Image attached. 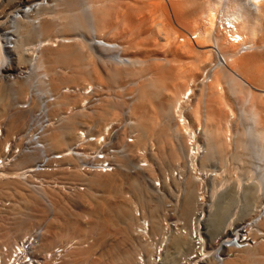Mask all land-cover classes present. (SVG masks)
<instances>
[{
	"label": "bare ground",
	"instance_id": "bare-ground-1",
	"mask_svg": "<svg viewBox=\"0 0 264 264\" xmlns=\"http://www.w3.org/2000/svg\"><path fill=\"white\" fill-rule=\"evenodd\" d=\"M26 1L23 4H19L18 8L21 7L20 9L12 10L8 14V18L12 19L10 27H6L5 32L1 34L5 40L3 39L2 41L4 42L0 43V73L7 72V68L3 66L12 56H16L12 60L13 62L15 61L17 66H23L24 62L27 61L25 60L26 53H24L23 44L37 39L36 42L38 44L30 48V50H33L31 55L38 53L35 60H33L36 61L35 68H44L47 74H51L47 86L49 85L54 92L53 94L58 98L55 105L51 104L49 115L51 117L55 113L57 114L59 109L61 113L62 111L66 112H63L65 114L64 118L60 114V117L58 114L55 115V118H60V124L62 123L63 125L59 126L57 124V126L54 124L46 130L43 136L46 146L56 149L55 151L64 150L72 145L81 128H85L84 126L98 130L99 133L96 136L103 134L104 129L111 122L120 119L117 107L115 108V106L111 105L112 100L109 101L108 96L103 99V95L107 94L104 92L106 88V86L104 88L105 81L115 83L117 79L130 78L132 80V78L138 79L139 77L141 80L138 81L135 90L137 91L136 96L133 94L135 98L133 97V104L129 111L131 114L128 115L136 124L134 123L130 130L127 131L126 129L123 132L121 143L118 146L122 147V149L118 151L117 158L113 159L114 166H120V170L113 174H97L87 177L77 172H68L70 177L84 181L88 186V190L86 192L79 191L76 198L85 205H89L88 207L90 208L82 212L81 215L82 217L90 216L91 220L89 219L90 221L87 220L88 222L84 223L77 218L79 216L74 218V215L68 211L62 217V220H60V216H56L57 218L53 216L54 218L47 221V224L43 225L44 227H38L37 230L35 229L36 231L33 229L31 232L33 226L32 215H29V220L24 222L25 220L21 218L22 216L19 217L22 212H18L19 215L14 212L16 219L21 218L20 222L15 220L19 223L16 226L19 231V238H17L16 243L26 238L34 239L32 243L34 259L40 262L45 260L47 264H86L89 258L91 260L89 261L90 264H180L179 258L188 249L189 240L181 235H173L170 238H166L165 224H163V232L153 236L160 229L158 228V225L160 227V220H158L157 216L159 205L152 197L145 195L149 201L150 212L153 217L150 218L152 228L150 224V226L148 225V230H146V234L149 235L147 239L145 238V228H141L138 221L137 225H135L128 203L126 201L111 202L108 196H111V191L114 190L115 192V190H118L127 180L136 198L144 199L142 201H145L144 194L147 191L145 185L139 181L138 176H124L123 170L125 167L130 168L131 165L138 167V169L147 168L149 164H146V161H149L148 151L150 150L148 142L150 143L151 141V149L154 147L153 141L158 145V151L150 150L151 152L153 151L150 156L159 164V167H163L166 162L174 166L175 164H183L182 168L176 165L178 168L172 173V179L170 178L178 186L183 185L182 215L189 214L193 204L191 195L200 190L199 187L201 188L202 184L198 181L200 177H197L198 172L204 176V172L206 173V170L211 165L216 167L215 169L213 167V173H215L212 176L213 179L210 178L214 183H212L214 189L210 195L213 200L215 194L219 191L216 188L218 184L215 182L222 181V178H220L222 172L218 173V170L222 166L225 170L224 163L227 161V158H225L227 154L232 158L230 161L239 164L240 170L242 169L249 173L250 169L253 168V161L250 160L253 146L243 141V139L246 140L245 136L243 137L242 135L243 133L236 132L238 135L235 138V136L229 135L230 130L228 131L227 129L231 125V120H234L233 118L236 116L233 113L234 108L232 106V99L236 95L246 97V105L239 107L242 111L240 113H243L245 118L246 115L250 117H248L250 123L247 121L249 123L247 126L249 127L245 128L247 131L243 128L244 135L248 132L253 134L252 139L257 140L259 142L258 146L262 148V152L259 155L261 158L257 161L260 166L256 168H259L260 179L264 182V0H237V2L235 0H52L54 2L53 9L52 6H49L50 8L46 7L47 9L41 8L39 4L42 0H40V3H34V0L31 2ZM84 3L86 5L83 6L89 10L86 14H83L85 12L83 11L84 8L82 12L80 11ZM15 6V0H1L0 16L7 8H14ZM37 6L38 9H36ZM49 9L52 10L50 11ZM18 11H21L30 21L24 18L27 20H23L18 24L16 20L21 18L16 17ZM29 12H34L31 18L29 17L31 15L28 16ZM1 19H5V16L0 17ZM9 22L10 20L7 21V19L0 21V31H2L1 27ZM89 23L91 28L88 27L90 26ZM20 24H23V26H20ZM86 29L87 31L89 30L88 32L86 31L88 33L86 34L92 37L94 45L102 46L103 51L107 53L106 55L114 53V58L112 56L110 58L115 59L117 64L129 66L118 67L113 65L115 67L112 69H104L107 75L104 80L102 71L97 68L96 63L94 64L95 61H91V53L85 50V42L74 39L66 40V38L59 40L62 35H73L78 30L85 31ZM135 30H137L138 34L135 33ZM13 34L18 35L19 40H21V43H17L18 48H15L17 55L11 53V47H9L12 40L9 37ZM129 36L130 39L132 36L136 37L135 42L130 44V47L133 50L134 48L136 51L138 50L140 52L138 54L143 53V57H145V54L147 58L151 55L156 56L155 58L152 57L153 61L151 63H144V59H140L142 56H136V53L134 54L135 56H132L134 52H132L131 48L130 53L128 52L129 49L127 48L130 42L127 38ZM91 44L89 45L91 46ZM170 52L179 60V64L174 60V62L171 61L170 63L166 60V63H164L165 61H158L160 60L158 57L160 54L166 53L165 55H167ZM169 59L167 58L168 61ZM183 59L185 62L181 65L180 61H183ZM115 61L111 60L110 62ZM89 66L90 68H88ZM58 67H69V69L71 67V70L69 72L57 71ZM147 75L148 77H146ZM28 82L29 80L23 81L17 87L18 91H14L12 88L14 93L26 94L25 92L28 91L29 86ZM67 86L73 89L80 88L81 91L77 94L62 92L64 87ZM88 87H91L94 92L92 91L86 95L84 92ZM50 89L49 92H51ZM6 91L4 90V93L0 89V116L2 117H4L3 115H8L10 110L8 102L3 103V106L1 105L2 96H6ZM95 94H98L97 96L101 98L94 102ZM9 96L11 95L9 94ZM90 99L93 100L91 101ZM88 100V104H92L91 111L85 109L88 107H84ZM201 100L205 107L201 106ZM201 107L205 108L207 112L206 120L203 122H201V119H205L203 116H200L201 119L199 120V114L203 112L199 113L202 110ZM67 111L70 113H67ZM8 116L5 118L9 119V129L14 125H19L25 119L21 113L17 115V113L13 112L11 116ZM205 121L209 122V126ZM229 136L230 139H228ZM128 137L134 138V140L127 142L126 138ZM232 137L235 139L231 143ZM191 141L193 143L189 145ZM249 142L251 141L249 140ZM191 145L195 147L191 149L189 147ZM145 149L146 153H142ZM188 149L190 151L194 150V154L197 152V157H191ZM139 151L141 152L139 153ZM27 157H23L18 164H22L24 160L29 159ZM134 157L138 159L133 160ZM135 160H139L140 163L136 165L130 163ZM206 166L209 167L207 168ZM150 169L152 170V168ZM176 171L180 173V176L177 174V177H175L174 173ZM201 174L198 175L202 176ZM124 180L125 182L123 183ZM227 184L229 183L227 182ZM235 184L239 187L241 185L238 182ZM260 184L258 187H249V189H252L251 197L257 203L256 207L259 208L261 206L260 211L258 210L259 212L255 216L257 222L255 225L256 230H250L248 227L246 231L248 232L246 234L247 239L253 240L255 245L252 247L247 246L245 249L238 251L233 257L229 258L226 264H264V185ZM0 185L4 186V188L12 189L13 192L18 194V199L13 202L12 209L5 205L9 209L14 211L22 203L27 204L30 209H39L41 190L31 189L26 182L11 174L1 175ZM219 185H221V182ZM204 188L202 186V189ZM94 189L105 190L110 195L106 198L95 199L91 193ZM92 200H94V203H92ZM16 202L17 204H14ZM200 204L196 210L201 207ZM212 204H209V211L205 210L206 205L204 209L202 207L201 209L204 210V213H207L205 214V226L212 225L210 230L215 235L221 231L216 239L231 237L233 236L231 235L232 232L234 233L241 225H246L245 222L241 223L240 219L235 216H233L235 218L230 217L231 219L225 221L224 205L223 207L221 206L222 209L220 208L214 213V204ZM60 207L56 211L62 216L64 215L62 211L64 207L62 208V205ZM20 209V211H23L22 207ZM194 215L195 212L193 217ZM161 221L163 222V220ZM112 227H115L114 229H117L116 231L121 235L123 246L119 244V246H116L117 243L121 244L118 239L117 243H109L107 247L102 248L104 251L97 256L95 253L99 244H101L99 241L102 240L103 236L110 235ZM96 233L101 236L96 240L98 243L95 241L97 244L94 242L92 244L84 239V236L88 234L96 235ZM7 234L9 233L5 231L1 233L2 237H5L2 238L4 240L0 238V244L5 239H8L9 242L12 240L9 239L10 236ZM207 236L209 235L207 234ZM76 237H80L78 241H74ZM158 237H162L161 244H167L165 254L161 257V262H157L155 258V241ZM65 239H68L70 244H67L68 242H64L65 244L61 243ZM14 243L6 244V246L13 249ZM60 243L65 246L63 256L60 261H53L49 256H53L56 247L58 248ZM1 245L0 261L3 258V246ZM140 247L144 248L139 249L140 253L136 254V249ZM103 255L111 256V258L107 257L109 262L103 261Z\"/></svg>",
	"mask_w": 264,
	"mask_h": 264
},
{
	"label": "rangeland",
	"instance_id": "rangeland-1",
	"mask_svg": "<svg viewBox=\"0 0 264 264\" xmlns=\"http://www.w3.org/2000/svg\"><path fill=\"white\" fill-rule=\"evenodd\" d=\"M1 1V0H0ZM16 1V6L14 7V8H7L4 12H3V14L0 16V17H4L5 16V19H1L0 21H3V20H6L7 19V21L8 20H10V22L8 23V24H6V25H4L3 27H1V29H2V31H0V38H1V40H0V43H3L4 41H2L4 38H3V36H1V34H2V32H5V28L6 27H10V25H11V19L12 18H8V14L9 13H11V11L12 10H17V8H18V6H19V4H23V2L24 1H26V0H15ZM31 1H33V0H28V1H26V2H31ZM43 1V0H42ZM41 1V2H42ZM52 0H44L43 2H44V6H43V8H45V9H47L49 6L51 7L52 6V9H53V4H54V2L52 3L51 2ZM236 2H237V0H235ZM34 3H40V0H37V2H35V0H34ZM34 3H32V4H34ZM47 5V6H46ZM85 6L86 4L84 3V4H82V6ZM81 7L79 10L82 12V10H83V8H84V10L83 11H85V12H83V14L85 13L86 14V12L88 13L89 12V10L87 9V7ZM222 6V5H221ZM47 7V8H46ZM49 7V8H50ZM21 7H19L18 9H20ZM51 9V10H52ZM44 10V9H43ZM50 10V9H49ZM50 10V11H51ZM18 12H20V11H18ZM34 13V12H33ZM33 13H31V12H29V14H28V16L29 15H31V16H29L30 18L33 16ZM41 13H43V12H41ZM6 14H7V17H6ZM13 14V13H12ZM17 14V13H16ZM21 14H22V12H21ZM26 15V14H25ZM22 16H24L23 14L22 15H18V18H20V19H17L16 20V22L18 21V24H19V22L21 23L23 20L24 21H26L28 18L27 17H23L22 18ZM17 17V16H16ZM24 18H27V19H24ZM16 19V18H15ZM28 21H30V19H28ZM13 22V21H12ZM25 25H26V23H25ZM28 25V24H27ZM89 25L90 26H88V27H90L91 28V24L89 23ZM20 26H23V24L21 25L20 24ZM89 28V29H90ZM87 29L84 31H81V30H78V31H76L77 32V34H76V32L75 33H73V35H62V37L60 36L59 37V40H62V39H64V38H66V40H69V39H71V40H79V41H83V42H85V50L86 51H88V52H90L91 53V61L92 62H94V64L97 66V68L100 70V71H102L101 73H103V77H104V80H105V77L107 76L105 73V70L104 69H107L108 70V68L109 69H112V68H114L115 66H113V65H116V66H118V67H121V66H123V67H128L127 65H124V64H117L116 63V61H115V59H113L114 58V53H112V55H106L107 53H105L104 51H103V48H102V46H98L97 44H93V39H92V37H90V35H88L87 36V32L89 31H87ZM137 30H135V33L136 34H138V32H136ZM139 31V30H138ZM83 32H85V33H83ZM140 32V31H139ZM82 33H83V35H82ZM87 33V34H86ZM141 33V32H140ZM85 34V35H84ZM81 35V36H80ZM78 36V37H77ZM90 37V38H89ZM10 39L12 38V40L10 41V43H12L11 45H9V46H11V48H10V50H11V53H15V55H17V52H15V48L17 49L18 48V44H19V42L21 41V40H19L20 38H19V36L18 35H16V34H13L11 37H9ZM61 38V39H60ZM68 38V39H67ZM88 38V39H87ZM133 38V39H132ZM135 38L136 37H131V39H130V36H129V38H127V39H129V44H128V48L127 49H129V53H130V48L133 50V48L132 47H130L131 45L130 44H132L133 42H135ZM5 40V39H4ZM36 40L37 39H34V40H31V42H27V43H25V44H23V46H24V50H25V52L24 53H26V55H25V60H27V61H25L24 62V64H23V66L22 65H20V66H17V64H15V61L13 62V60H14V58L16 57H14V56H12V57H10L8 60H7V62H5L4 63V68H7V72H1L0 73V89H2V91L4 92V90L6 91V96H2V99H1V101H2V106H3V103H9V113H8V115L9 116H11V114H13V112L16 114L17 113V115L18 114H20L21 113V115L23 116V118L25 117V119H23L22 120V123H20L19 125H14V126H16V127H12V128H14L13 130H12V128L11 129H9L8 128V124H9V119L7 120V118H5V117H7L8 115H3L4 117H2V116H0L1 118H0V128H2L3 129V135H5L7 138L6 139H8V138H12V136H15V135H17V134H20V133H23L24 132V130L28 127V125H29V123H30V121H31V118L35 115V114H37V112L38 111H40V107L42 106V100H43V98L45 97H49V96H55V94H53L54 92L50 89V87H49V85L47 86V82L49 81L48 79H50V76H51V74L49 75V74H47L46 73V71H45V69L44 68H42V69H37V68H35V65H36V61H33V60H35V57L38 55V53H34V54H32L31 55V53H33L32 51L33 50H30V48H33L34 46H36V44H38V42H36ZM130 40H133V41H130ZM33 42V43H32ZM87 42V43H86ZM18 43V44H17ZM21 43V42H20ZM31 43V44H30ZM92 43V44H91ZM27 44V45H26ZM88 44V45H87ZM89 44H91V46L89 45ZM98 47H97V46ZM89 47V48H88ZM101 48H102V50H101ZM26 49H27V52H26ZM29 49V50H28ZM89 49V50H88ZM95 49V50H94ZM100 49V50H99ZM14 50V51H13ZM135 50V51H134ZM134 50L132 51V52H134V53H132V56H139V57H141L142 56V58H140L141 60L142 59H144L143 60V62L144 63H151L153 60V58L152 57H154L153 55H151V56H148L149 58H147L146 57V55L144 54V56L145 57H143V53H141V54H138V50L136 51V49L134 48ZM13 51V52H12ZM102 52H104L103 54H102ZM23 53V54H24ZM89 53V54H90ZM136 53V54H135ZM140 53V52H139ZM28 54H30V55H28ZM94 54V55H93ZM135 54V55H134ZM166 53H164V54H160V56H158L159 58H160V60H158V61H160V62H164L165 60L168 62V63H170L171 61L172 62H177V64H179V60L176 58V57H174V54L172 53V52H170V53H167V55H165ZM131 55V54H130ZM156 55V54H155ZM163 55H165V56H163ZM108 56V57H107ZM113 57V58H110V57ZM116 56V55H115ZM171 56H173V57H171ZM156 57V56H155ZM154 57V58H155ZM94 58V59H93ZM106 58V59H105ZM107 58H110L112 61H115V62H110L111 60L110 59H107ZM166 58V59H165ZM167 58H170L169 59V61L167 60ZM13 59V60H12ZM96 59V60H95ZM146 59V60H145ZM164 59V60H163ZM178 61H177V60ZM197 59V58H196ZM110 60V61H109ZM174 60V61H173ZM107 61V62H106ZM166 61L164 62V63H166ZM183 62H185L184 61V59H183V61H180V64L182 65L183 64ZM26 63V64H25ZM112 63V64H111ZM115 63V64H114ZM111 65V66H110ZM107 67V68H106ZM88 68H90V66L88 67ZM10 69V70H9ZM37 69V70H36ZM65 69V70H64ZM45 72H44V71ZM57 71H60V70H63V71H66V72H69L70 70H71V67H70V69H69V67L67 68H65V67H58L57 69H56ZM37 71V72H36ZM148 74V73H147ZM149 75V74H148ZM148 75L146 76V77H148ZM149 76H151V75H149ZM140 78V77H139ZM133 79L132 78V80L130 79V78H121V79H117V81H115V83L113 82V83H110V82H107V81H105L106 83H105V85H104V88H105V86H106V88L104 89V92H106L107 94H104L103 95V99L104 98H106L107 96H108V98H109V101H111V105H113V107L115 106V108L117 107V110H118V112H119V114H120V118H124V116L125 115H129V114H131L129 111L131 110V106H132V104H133V100H134V98H135V96H136V94H137V91H135L136 90V88H137V84H138V81L139 80H141V79ZM25 82V81H27V80H29V82H28V84H29V86H28V93L27 92H25L26 94H24V93H21L20 94V92H16V93H14V91L16 90V91H18L19 89L17 88L20 84H22V82ZM127 80H129V81H127ZM18 82V83H17ZM117 82V83H116ZM122 82V83H121ZM124 82V83H123ZM106 84H108V85H106ZM117 84V85H116ZM46 85V86H45ZM114 85V86H113ZM132 85H133V87H132ZM109 86V87H108ZM130 87V88H129ZM14 89V91H13V89ZM71 87L70 86H67V87H64V89L62 90V92H66V89H70ZM94 88V87H93ZM117 88V89H116ZM49 89H50V91L51 92H49ZM80 89V88H79ZM109 89H110V92H109ZM10 90H12V91H10ZM77 90V89H76ZM106 90V91H105ZM123 90V91H122ZM10 91V92H9ZM132 93H131V92ZM120 92V93H119ZM5 93V92H4ZM11 95V96H9V94ZM14 96H13V95ZM23 94V95H22ZM109 94H110V96H109ZM132 94V95H131ZM135 96H134V95ZM8 95V96H7ZM19 95H22V96H19ZM17 96V97H16ZM57 97V96H56ZM98 98L97 99H94V102H95V100H98V99H100L101 97H99V96H97ZM134 97V98H133ZM120 98V99H119ZM205 98V97H204ZM233 98H234V96H233ZM238 98V99H237ZM246 97L244 96H238V95H236L235 96V98L234 99H232L233 100V108H234V114H236V116H234V120H231V129H230V126H229V128H227L228 129V131L230 130V132H229V135L230 136H232L233 135V137L235 136V138L237 137V135H238V133H243L242 135H243V137L245 136V139L246 140H244L243 139V141H245L246 143H248V144H251L253 147V149H252V157H250V160H252L253 161V168L252 169H250V172L248 173L247 171L245 172V171H243L242 169V171L240 170V167H238L239 166V164H235V162H232V161H230V160H232V158L231 157H229V154H227L226 156H225V158H227V161H228V163H227V161L224 163V166H225V170H224V167L222 166L221 167V169L219 168V172L218 173H221L222 172V177L220 176V178H222L221 180L222 181H219L220 180V178H219V182H215L216 184H218L217 186H216V188L217 189H219V191L217 192V194H215V198H214V200H213V198H212V196H210L211 194H212V190L214 189V183H213V178H212V176L215 174V173H213L214 171V169L216 168V167H214V165L212 166L211 165V167H207L208 169L206 170V173L204 172V176L201 174V173H197V177L199 178L198 179V181H199V183L200 184H202L201 185V188L199 187V189L200 190H198L197 192H195V194H192L191 195V197H192V201H193V204H192V209H191V211L189 212V214H187V215H182V211H181V205H182V202H183V198H184V194H183V190H182V186L181 185H177V184H175L174 182H173V180H171L172 179V173L175 171V170H177L176 168H178V167H181L182 168V166H183V164L181 165V163L180 164H175V166L173 165V164H170V163H168V162H166L165 163V165L163 166V167H159L158 165L159 164H157L153 159H152V157L150 156L151 154H153V151H158V145H156V142L155 141H153L154 143V147H153V149H151V147L150 146H152V141L149 143L148 142V145H150V146H148L149 148H150V150H153L152 152L149 150L148 151V160L149 161H146V164H149V165H151V166H149V168H148V166H147V168L146 167H143V168H140V169H138V167H133L132 165H131V167L130 168H128V167H125L124 168V170H123V174H124V176L125 175H127L126 177H128L129 175V177H136V176H138L139 178V181L141 182V183H143L144 185H145V188H146V193L144 194V196L146 195L147 197L148 196H150V197H152V199L155 201V202H157V205H159V208H158V211H157V216H158V220H160L159 221V223H160V227H159V225H158V228H160L159 230H157V232H155L154 234L155 235H153V236H157V235H159V234H161V232H163V230H164V227H163V224L170 218V219H173V218H176V219H179L181 222H183L184 224H187V222L193 217V214H194V212L196 211V208L199 206V198H201V194L203 193V195H205V198H204V205H206V210H208L209 211V204H212V202H213V204H214V210H213V212L214 213H216L217 212V210H220V208L222 209V207H223V205H224V212L223 213H226V214H224V216H225V221L227 220L228 221V219H231V218H239L240 219V221H241V223L242 222H247V221H250V220H255L256 219V215H257V213L260 211V208H261V206L259 207V208H257L256 206H257V203L254 201V199L251 197V195H252V189H249V187L250 186H256V187H258L259 186V184L260 183H262V185H264L263 183V181H261V179H260V173H259V168H256L257 166H260L258 163H257V161L258 160H260V158H261V156H259L260 154H261V152H262V148L261 147H259L258 145H259V142L257 141V140H255V139H252V137L254 136L253 134H250L249 132L248 133H245V135H244V130H243V128L245 129H247L249 126H247L249 123H250V121H249V118L247 117V115H246V118H245V116H244V114L242 115L240 112H242L241 110H240V108L239 107H244L246 104V102H245V99ZM125 99V100H124ZM132 99V100H131ZM237 99V100H236ZM91 101L93 100V99H90ZM115 100V101H114ZM202 100H205V99H202ZM201 100V102H202V105L201 106H204L205 107V105L203 104V101ZM234 100H236V101H234ZM242 100V101H241ZM244 100V101H243ZM89 101V100H88ZM240 101V102H239ZM99 102V101H98ZM98 102H96V103H98ZM236 102V103H235ZM239 102V103H238ZM242 102V103H241ZM25 103H28L29 105H28V109H22L21 107L23 106V104H25ZM238 103V104H237ZM54 104V103H53ZM52 104V105H53ZM235 104V105H234ZM240 104V105H239ZM55 105V104H54ZM92 105V104H91ZM91 105H89L88 104V108H85V109H88L89 111H91ZM243 105V106H242ZM234 106H237V107H234ZM12 107V108H11ZM84 108V107H83ZM202 108V110H200V112L199 113H201L202 111V113L201 114H203V115H201V114H199V120L201 119V117L203 116V118H205V116L207 115V112L205 111V108H203V107H201ZM236 108V109H235ZM20 110V111H19ZM18 111V112H17ZM71 111V110H70ZM20 112V113H19ZM51 112V111H50ZM49 112V113H50ZM63 112H65V111H62V113H61V111H60V109H59V112L57 113L58 115L60 114L61 116H63ZM205 112V113H204ZM239 112V113H238ZM66 113V112H65ZM67 113H70L69 111H67ZM56 113L54 114V115H52L53 116V118H51V120L52 119H54L55 118V115H57ZM60 115H59V117H60ZM70 115V114H69ZM239 115H242V116H239ZM8 116V117H9ZM51 116V117H52ZM201 116V117H200ZM56 117H58V116H56ZM65 117V114H64V116H63V118ZM236 117V118H235ZM241 117H242V119H241ZM246 120V123H245V120ZM25 120V121H24ZM55 120V119H54ZM54 120H52V121H54ZM202 121L201 122H203L204 120H206V118L205 119H201ZM236 120V121H235ZM247 121L249 122V123H247ZM206 123H207V125H208V121H205ZM235 122V123H234ZM237 123V124H236ZM55 125H57L56 123H55ZM60 125H63L62 123L60 124L59 123V126ZM251 125V124H250ZM58 126V125H57ZM209 126V125H208ZM246 126V127H245ZM82 127V126H81ZM84 127H87V126H84ZM83 128V127H82ZM81 128V129H82ZM236 128H237V130H236ZM245 129V130H246ZM11 130V131H10ZM240 131V132H239ZM247 131V130H246ZM7 132V133H6ZM236 132H238V133H236ZM247 134V135H246ZM250 134V135H249ZM249 135V136H248ZM230 136L228 137V139H230ZM46 137H48V136H46ZM45 137V138H46ZM231 138V140H230V142L232 143L233 142V140L235 139V138ZM251 138V139H250ZM249 140L251 141V142H249ZM255 140V141H254ZM229 142V141H228ZM258 142V143H257ZM0 146L2 147H0V149H1V151H0V156H1V153H2V150H3V146L4 145H2V144H0ZM71 146V145H70ZM52 150H54V148H52ZM56 150V149H55ZM142 150V149H141ZM144 150V149H143ZM146 150V149H145ZM148 150V149H147ZM141 151H139V153H140ZM26 157V156H25ZM27 158H29V159H27V160H24L23 162H25L24 164H23V162H22V164H18L21 160H22V158L16 163V164H14V166L12 167V170H11V172L8 174V175H12L13 176V174H15L16 172H18V170H20L21 168H24V167H28V166H30V165H32L34 162H35V160H36V158H34L33 156H28ZM31 158V159H30ZM224 158V157H223ZM224 158V159H225ZM25 159V158H24ZM134 159H138V158H136V157H134L133 158V160ZM226 160V159H225ZM232 162V163H231ZM127 163H128V161H127ZM131 164H138V163H140L139 162V160H135L134 162H130ZM227 164V165H226ZM22 165V166H21ZM178 167H177V166ZM16 166V167H15ZM20 168H19V167ZM213 167H214V169H213ZM150 168H152V170L150 169ZM222 168H223V170H222ZM227 168V169H226ZM172 169V170H171ZM231 169V170H230ZM155 170V171H154ZM125 171H128V172H125ZM142 171V172H141ZM208 171V172H207ZM125 172V173H124ZM141 172V173H140ZM176 172H178V171H176ZM224 172V173H223ZM226 172V173H225ZM243 172V173H242ZM66 172H63V173H61V174H58L57 176H55V180H57V181H59V182H61V184H63V185H66V184H74V185H76V186H78V188H79V190L76 192V193H74V194H68L69 192H67V191H57V190H55V189H50V190H47V189H44V191L43 190H41L40 192L42 193V195L40 196L41 198V203H40V205H42V206H40L39 205V209H37V210H33V208H31L30 209V207H28L27 206V204H25V203H22L21 205H19L18 207H19V209H15L14 211L13 210H11L12 208H13V202L16 200L17 201V199H18V194H16L15 192H13V190L12 189H9L8 187H6V188H4V186H2V185H0L1 187H0V238H1V240H4V239H2L3 237H5V236H3L2 237V235H1V233L3 232V231H5V232H7V233H9V234H7V235H9L8 237H9V239L11 240L10 242L8 241V239H5V241H1L2 243V245L1 246H5L6 244H9V243H14V242H16L17 241V238H19V231H18V228L16 227L19 223L17 222L18 220H19V222H20V220H21V218H23V220H25L24 222H27V220H29L28 219V216L29 215H32V217H33V222H32V224H33V226H32V229H31V232L33 231V229H34V231H35V229L37 230V228L38 227H44L46 224H47V221H49L50 219H52V218H54V217H61V219L60 220H62V217L63 216H65V214H67L68 213V211L72 214V215H74L73 217L75 218L76 216H79V217H77L78 219H80L82 222H86L87 220L88 221H90L91 220V217L89 216H86V217H82V212H84L85 210L87 211L90 207H88L89 205H85L84 203H82V202H80L79 200H77V193H79V191L80 192H86L87 190H88V186L86 185V183L84 182V181H81V180H79V179H77V178H74V177H70V174L69 173H66ZM126 173H128V174H126ZM170 173V174H169ZM69 174V175H68ZM198 174H201L202 176H199ZM224 174V175H223ZM207 175V176H206ZM211 175V176H210ZM252 175V176H251ZM123 176V177H124ZM209 176V177H208ZM227 176V177H226ZM15 177H16V175H15ZM84 177V176H83ZM87 177V176H86ZM204 177V178H203ZM208 177V178H207ZM226 177V178H225ZM259 177V178H258ZM125 178V177H124ZM171 178V179H170ZM202 178V179H201ZM205 178H207V179H205ZM210 178H212V179H210ZM229 178H231V179H229ZM209 179V180H208ZM237 179H238V181H237ZM260 179V180H259ZM126 180V179H125ZM125 180L123 181V183L125 182ZM254 180V181H253ZM202 181H204L203 183H202ZM235 181H237L238 183H239V185H240V183H241V185H240V187L237 185L236 186V184L235 183H237V182H235ZM241 181V182H240ZM261 181V182H260ZM221 182V185H219V183ZM227 182L229 183V184H227ZM253 182V183H252ZM205 183V184H204ZM213 183V184H212ZM222 183H223V185H222ZM257 183V184H256ZM215 184V185H216ZM250 184V185H249ZM28 185V184H27ZM157 185H159V187H157ZM165 185V186H164ZM242 185H243V187H242ZM167 186V187H166ZM202 186L203 187H205L204 189H202ZM260 186H261V184H260ZM3 187V188H2ZM212 187V188H211ZM219 187V188H218ZM237 187V188H236ZM31 188V187H30ZM32 189V188H31ZM34 190V189H33ZM133 189H132V187H130V185L128 184V182H127V180H126V182L118 189V190H115V192H114V190L113 191H111V196H108V195H110L109 194V192H107V191H105V190H99V189H94V190H92V194H93V196L95 197V199L97 198V199H102V198H106L107 196L109 197V199H111L110 201L111 202H114V203H117V202H120V201H126L127 203H128V206H129V208L131 209V212H132V214H133V218H134V222H135V225H137V217H136V214H137V212H141V213H143L147 218L146 219H148L149 221H150V224H151V228H152V222H151V217H152V213L150 212V207H149V201L147 200V197L145 196V201H142V200H144V199H142V200H140V199H137L136 198V196H135V193H134V191H132ZM203 190V191H202ZM205 190V191H204ZM208 190V191H207ZM242 190V191H241ZM39 191V190H38ZM43 191V192H42ZM67 192V193H66ZM207 194H206V193ZM46 194V195H45ZM195 195V196H194ZM94 199V200H95ZM44 200V201H43ZM94 200H92L93 202L92 203H94ZM216 200V201H215ZM206 201V202H205ZM212 201V202H211ZM18 202H19V200H18ZM125 202V203H126ZM224 202V203H223ZM6 203V204H5ZM43 203V204H42ZM10 204V205H9ZM14 204H17V202L16 203H14ZM18 204H20V203H18ZM212 204V205H213ZM227 204V205H226ZM249 204H251V205H249ZM8 206V207H11V209H9L8 207H6V206ZM45 205V206H44ZM62 205V208L64 207V209L62 210L63 211V213H64V215H59L58 214V208L60 209L61 206ZM94 205V204H93ZM195 205V206H194ZM222 206V207H221ZM22 207V210L23 211H20L21 208ZM42 207V208H41ZM91 207H93V208H95L94 206H91ZM227 207V208H226ZM92 208V209H93ZM30 209V210H29ZM35 209V208H34ZM43 209V210H42ZM10 210V211H9ZM19 210V211H18ZM41 210H42V212H41ZM57 210V211H56ZM257 210V211H256ZM259 210V211H258ZM7 211V212H6ZM9 211V212H8ZM32 211V212H31ZM36 211V212H35ZM38 211V212H37ZM44 211V212H43ZM92 211V210H91ZM10 212H12V213H10ZM14 212H17V213H15V214H18L19 215V213H21L22 215H19V217L20 216H22L21 218H19V219H16V215L15 214H13ZM19 212V213H18ZM47 214H46V213ZM62 213V214H63ZM11 214V216H9ZM43 214V215H42ZM44 214H45V216H44ZM58 214V215H57ZM205 214H207L206 212H205ZM42 215V216H41ZM35 216V217H34ZM54 216V217H53ZM82 218H81V217ZM233 216H235V217H233ZM41 217V218H40ZM56 217V218H57ZM231 217V218H230ZM86 218V219H85ZM153 218V217H152ZM65 219V218H64ZM90 219V220H89ZM15 220H17V221H15ZM84 220V221H83ZM161 220H163V222L161 221ZM166 220V221H165ZM35 221V222H34ZM87 221V222H88ZM4 222V223H3ZM16 222V223H15ZM18 223V224H17ZM205 223H206V218H205ZM4 225V226H3ZM44 225V226H43ZM211 225V224H210ZM16 227V228H15ZM116 227V226H115ZM115 227H112L111 228V233H110V235H108V236H103V238H102V240H100L99 242L101 243V244H99V246H98V248H97V250H96V255L97 256H99L100 255V253H102L104 250L102 249V248H104V247H107V245H109V243H117L118 242V239H119V242H121V244L120 243H117V245L116 246H123V243H122V239L120 238L121 237V235L118 233V231H116L117 229H114ZM209 227V228H208ZM212 227V225L211 226H205V228H206V232H208V238H209V240H211V241H214L215 239H216V237H217V235L221 232V231H219V232H217L216 233V235L210 230V228ZM117 228V227H116ZM135 228H136V226H135ZM163 229V230H162ZM212 229V228H211ZM3 230V231H2ZM7 230V231H6ZM135 231H136V229H135ZM14 232V233H13ZM15 232H16V234H15ZM11 233H13L12 235H11ZM18 233V234H17ZM118 233V234H117ZM210 233H212V234H210ZM15 235V236H14ZM97 235V236H96ZM96 235H90V234H88L87 236H84L85 238V240H87L88 242H90V243H92L93 244V242L95 243V241L97 240V238H100L101 236L98 234V233H96ZM82 236V235H81ZM99 236V237H98ZM112 236V237H111ZM83 237V236H82ZM81 237V238H82ZM79 238L80 237H76V239H74V241H78L79 240ZM113 238V239H112ZM109 239V240H108ZM115 239H116V242H115ZM121 239V240H120ZM154 239V238H153ZM219 239V238H218ZM66 240V239H65ZM65 240H63L61 243H63V244H65L64 242H68L67 244H70L69 243V240L67 239L66 241ZM99 240V239H98ZM105 242H104V241ZM114 241V242H111V241ZM154 240H156V239H154ZM104 242L103 244H102V242ZM5 242V243H4ZM7 242V243H6ZM9 242V243H8ZM97 243H98V241H96ZM59 244V246H63V244ZM97 243H95V244H97ZM87 244V243H86ZM119 244V245H118ZM58 246V247H59ZM57 248V247H56ZM144 247H140V248H138V249H136V254H138V253H140L139 251V249H143ZM102 250V251H101ZM95 255V256H96ZM105 257V258H104ZM107 257H109V255H107V256H105V255H103V257H102V259H103V261L104 262H109L108 261V259L109 258H111V256L107 259ZM105 259H106V261H105ZM88 261H86V264H88V262L89 261H91L90 260V258L89 259H87ZM85 264V263H84ZM89 264H90V262H89Z\"/></svg>",
	"mask_w": 264,
	"mask_h": 264
},
{
	"label": "built area",
	"instance_id": "built-area-1",
	"mask_svg": "<svg viewBox=\"0 0 264 264\" xmlns=\"http://www.w3.org/2000/svg\"><path fill=\"white\" fill-rule=\"evenodd\" d=\"M39 5L43 8L42 5L45 4L42 1ZM36 9H38V6ZM18 15H22L21 11L17 13V17ZM80 91L79 88L77 90L70 88L66 89L65 93L77 94ZM92 91L93 89L88 87L84 93L87 95ZM97 95L95 94L94 99L98 98ZM57 99L56 96L44 97L40 111L31 118L28 127L23 133L6 139V136L3 135V129L0 128V144L4 145L0 156V176L8 175L14 164L21 158L33 156L36 158L35 162L28 167L21 168L13 176L16 175L18 179L26 182L34 190L55 189L57 191H67L69 192L68 194H74L79 190L78 186L74 184L63 185L61 182L55 180V176L63 171H67L66 173L77 172L84 176L113 174L119 171L120 166H114L113 159L117 158L118 151L122 149V147L118 146L121 143L123 132L126 129L127 131L130 130L134 126L135 121L129 118L128 115H125L124 118L122 117L111 122L100 136H96L99 132L94 128H82L71 146L61 151H55L45 145L43 136L49 127L61 122L60 118H55L52 121L49 115L50 108L52 107L51 104H55L58 101ZM88 103L89 101L84 107H89ZM28 105V103H25L21 108L28 109ZM126 140L127 142H131L134 138L128 137ZM192 143L191 141L189 145ZM189 147L192 149L195 146L191 145ZM188 150L191 157H197V152L194 154V150ZM142 153H146V150ZM177 174L180 176V173L175 172V177H177ZM204 198L205 196L202 193L199 203H201L200 206L203 209L205 206ZM201 207L195 211L194 217L187 224L176 218H169L164 223L166 238H170L173 235H181L189 240L188 249L179 258L180 264H226L229 258L233 257L238 251L245 249L247 246L252 247L255 245L253 240L247 239L246 234L248 232L246 231L248 227L250 230H256V220L245 222L246 225H241L234 233L232 232L231 235L233 236L231 237L227 236L226 238L214 241L209 240L204 224L205 213ZM136 217L139 226L145 228V238L148 239L149 235L146 234V230H148V225L150 226V221L141 212H137ZM156 239L155 258L157 262H161V257L165 254L167 244H161L162 237ZM33 242L34 239L26 238L20 240L18 243L15 242L13 249L6 245L3 246V258L0 264H47L45 260L40 262L34 259L32 254ZM64 247L60 246L56 248L53 256H49V258L53 261H60V258L63 256Z\"/></svg>",
	"mask_w": 264,
	"mask_h": 264
}]
</instances>
